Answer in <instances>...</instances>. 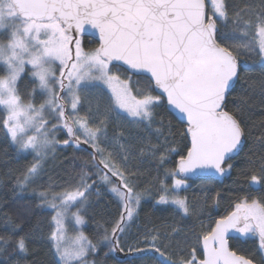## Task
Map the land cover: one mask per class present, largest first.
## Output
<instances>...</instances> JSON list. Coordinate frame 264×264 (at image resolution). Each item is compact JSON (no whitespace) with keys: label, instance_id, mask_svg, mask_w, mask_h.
Masks as SVG:
<instances>
[{"label":"snow or ice","instance_id":"obj_1","mask_svg":"<svg viewBox=\"0 0 264 264\" xmlns=\"http://www.w3.org/2000/svg\"><path fill=\"white\" fill-rule=\"evenodd\" d=\"M248 59L264 66V0H0V134L26 161L5 175L50 213L51 264H264V122L241 106L264 74ZM104 193L116 210L87 235ZM149 200L173 223H141ZM32 215L0 201L2 264H37Z\"/></svg>","mask_w":264,"mask_h":264},{"label":"trees","instance_id":"obj_2","mask_svg":"<svg viewBox=\"0 0 264 264\" xmlns=\"http://www.w3.org/2000/svg\"><path fill=\"white\" fill-rule=\"evenodd\" d=\"M247 64L248 69L246 74L248 76L259 78L262 74H264V66H261L258 60L248 59ZM241 106L244 108L245 116L248 118L249 124L255 125L256 130L259 131L262 122H264V97L260 95V85L258 79L255 83V89L250 91L247 96L242 98ZM162 114L165 115L166 119H171L167 113H163L162 111ZM173 124L177 128L182 127L179 122L174 119ZM249 143H251V141H249ZM73 154L79 155V153H74L73 149L71 148L58 152L59 159L57 160L56 165L48 170L55 174V172L59 170L58 166L60 161H64V166L68 167V161L65 160V157L70 159ZM25 162L26 161L21 159L14 149L3 140L2 134H0V180L3 181V183L0 184V201H7L9 210L11 211L17 210V206L25 202L29 203V205L33 207L32 220L40 221L42 223L43 230L42 232L37 233V235L34 236L30 241L29 246L31 249H33V256H31L29 259L36 260L37 264H51L53 256L49 250V245L46 240L50 213L47 210L35 207L34 205L36 201L30 196L29 193H13L12 185L14 180L5 175V173H7L10 169L22 167ZM152 175H156L154 170L152 171ZM236 178L237 175L236 171L234 170L231 174L220 179H215L208 183L214 189H226L227 187L234 186L233 182L236 180ZM196 183L201 184L204 183V181L197 180ZM152 204L153 201L149 200L146 204L142 205L140 210L141 223L144 222L146 213H151L152 221L157 225H167L173 223V216L169 211L163 210L164 206L155 208L151 206ZM115 210L116 205L114 202H111V195L104 193V195L101 197V203L94 209V219L84 227L85 234L90 236L93 235L96 230V221L103 223V219H108V213H114ZM175 219L178 220V218ZM0 225H2V219H0ZM5 231L6 230L3 227H0V234H4ZM124 256L125 254H119L117 258L121 260V264H130V262L126 260ZM96 259L98 264H115V261L112 257L105 258L103 253H100ZM0 264H2V261H0ZM131 264H141V262L139 260H135L131 261Z\"/></svg>","mask_w":264,"mask_h":264},{"label":"rangeland","instance_id":"obj_3","mask_svg":"<svg viewBox=\"0 0 264 264\" xmlns=\"http://www.w3.org/2000/svg\"><path fill=\"white\" fill-rule=\"evenodd\" d=\"M57 156H58V153H57ZM56 163H57V160L50 162L47 165V168L48 169L52 168L53 166L56 165ZM75 235H76V233L74 231H72L71 228H69V230L67 231L66 236H65V243L67 244L68 247H72L74 245Z\"/></svg>","mask_w":264,"mask_h":264},{"label":"water","instance_id":"obj_4","mask_svg":"<svg viewBox=\"0 0 264 264\" xmlns=\"http://www.w3.org/2000/svg\"><path fill=\"white\" fill-rule=\"evenodd\" d=\"M220 178H222V177H217L216 179H220Z\"/></svg>","mask_w":264,"mask_h":264}]
</instances>
